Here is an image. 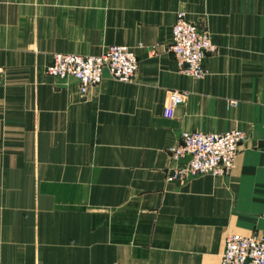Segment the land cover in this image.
<instances>
[{"label": "crops", "instance_id": "obj_1", "mask_svg": "<svg viewBox=\"0 0 264 264\" xmlns=\"http://www.w3.org/2000/svg\"><path fill=\"white\" fill-rule=\"evenodd\" d=\"M181 12L216 46L200 80L170 49ZM114 45L131 83L45 73ZM232 130L229 175L166 182L183 133ZM229 234L264 238V0H0V262L222 264Z\"/></svg>", "mask_w": 264, "mask_h": 264}, {"label": "built area", "instance_id": "obj_2", "mask_svg": "<svg viewBox=\"0 0 264 264\" xmlns=\"http://www.w3.org/2000/svg\"><path fill=\"white\" fill-rule=\"evenodd\" d=\"M170 49L181 72L200 80L206 76L204 62L216 51V46L207 30L190 23L186 14L181 12L172 30ZM138 70L135 51L125 45H114L100 56L55 54L45 73L60 80L75 79L80 84V94L86 96L90 88L102 83L105 71L121 83H131ZM187 97L185 92L170 91L165 116L174 117L175 110L185 103ZM245 140L247 135L241 130L220 134L183 133L180 143L170 150L173 164L167 172L166 182L184 185L200 176L226 177L234 168L239 148ZM189 157L190 160L184 163ZM222 264H264V238L227 235Z\"/></svg>", "mask_w": 264, "mask_h": 264}, {"label": "water", "instance_id": "obj_3", "mask_svg": "<svg viewBox=\"0 0 264 264\" xmlns=\"http://www.w3.org/2000/svg\"><path fill=\"white\" fill-rule=\"evenodd\" d=\"M189 160H190V157H189V158H187V159L185 160V162H184V163H187Z\"/></svg>", "mask_w": 264, "mask_h": 264}]
</instances>
